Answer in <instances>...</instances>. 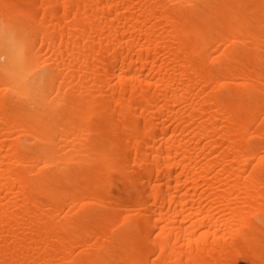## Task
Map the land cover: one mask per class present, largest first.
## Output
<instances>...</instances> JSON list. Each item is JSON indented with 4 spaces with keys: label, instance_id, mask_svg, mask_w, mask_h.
Returning a JSON list of instances; mask_svg holds the SVG:
<instances>
[{
    "label": "bare ground",
    "instance_id": "bare-ground-1",
    "mask_svg": "<svg viewBox=\"0 0 264 264\" xmlns=\"http://www.w3.org/2000/svg\"><path fill=\"white\" fill-rule=\"evenodd\" d=\"M0 264H264V0H0Z\"/></svg>",
    "mask_w": 264,
    "mask_h": 264
},
{
    "label": "clouds",
    "instance_id": "clouds-1",
    "mask_svg": "<svg viewBox=\"0 0 264 264\" xmlns=\"http://www.w3.org/2000/svg\"><path fill=\"white\" fill-rule=\"evenodd\" d=\"M7 35L8 36V43H9V48L10 51L12 52L13 55H19L20 54V48L17 45V42L15 40V33L13 32H7L5 33L3 30H0V36Z\"/></svg>",
    "mask_w": 264,
    "mask_h": 264
}]
</instances>
